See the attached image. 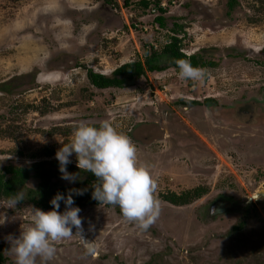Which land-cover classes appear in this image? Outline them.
Here are the masks:
<instances>
[{
	"label": "rangeland",
	"instance_id": "obj_1",
	"mask_svg": "<svg viewBox=\"0 0 264 264\" xmlns=\"http://www.w3.org/2000/svg\"><path fill=\"white\" fill-rule=\"evenodd\" d=\"M142 1L0 0V169L46 160L49 149L57 161L77 125L107 121L156 181L159 217L141 230L118 206L80 208L89 244L73 228L48 264H264V201L252 200L246 218L240 209L264 191V117L240 122L245 105L264 107V0L232 11L228 0H147L166 4L165 28ZM174 36L185 55L215 63L202 82L169 69L122 89L91 86L88 69L111 76ZM198 186L205 193L188 205L161 199ZM228 201L239 212L212 217ZM32 208L0 200V264H15L8 237L30 226Z\"/></svg>",
	"mask_w": 264,
	"mask_h": 264
},
{
	"label": "clouds",
	"instance_id": "obj_2",
	"mask_svg": "<svg viewBox=\"0 0 264 264\" xmlns=\"http://www.w3.org/2000/svg\"><path fill=\"white\" fill-rule=\"evenodd\" d=\"M175 64L181 80L202 82L205 79V72L189 61L179 59ZM61 145L55 152L60 179L74 183L81 178L79 173L67 170L72 163L71 157L75 156L76 167L99 181L92 185L93 200L118 206L121 216L141 230H147L157 220L160 214L159 201L155 197L157 183L148 168L138 163L136 146L127 135L107 121L99 126L82 122L74 128L71 140ZM85 191L87 189L71 188L65 194L57 192L49 201L52 206L49 211L32 208L30 226L18 237H8L15 264H37V258L40 264H48L55 256V243L75 234L85 245L89 244L79 215L81 209L74 206L73 199L84 195ZM24 199L23 192H16L8 197V208H15ZM61 202L63 212L59 211ZM88 230L93 231L94 227L90 225Z\"/></svg>",
	"mask_w": 264,
	"mask_h": 264
},
{
	"label": "trees",
	"instance_id": "obj_3",
	"mask_svg": "<svg viewBox=\"0 0 264 264\" xmlns=\"http://www.w3.org/2000/svg\"><path fill=\"white\" fill-rule=\"evenodd\" d=\"M123 6L128 8L131 5V0H123ZM159 2H154L152 5L147 0L142 1L141 5L148 9L150 5L159 6ZM237 5V0H228L229 10L232 11ZM166 10L160 8V16L156 18V23L165 28L166 19H165ZM180 40L177 36L172 37L170 41L162 48L158 50L154 47H146L144 49V58L143 60L126 63L117 68L111 76H105L102 74H97L93 70H87V78L92 87L98 90H106L111 88H126L133 85L136 81L146 78L149 73H161L169 69H174L178 71V68L175 64L176 60L184 59L191 63L192 66L198 67L200 69L206 68H215L216 65L211 60H208L205 55L201 53L194 54L192 56H187L181 52L180 49ZM160 51V52H159ZM189 104L194 103L190 102ZM46 156H53V150H46ZM46 166V167H45ZM52 166L58 168V162L50 165H34L30 168H18L13 166H8L4 169H0V200L4 199L7 201L8 197L14 195L16 192H23L25 199L18 203V206L24 205L25 203L32 204L34 207H38L44 211L51 210V205L49 201L53 196L60 192L62 194L67 193L68 189L78 188V189H87L84 195L74 196V206L79 208H84L88 205H100L97 201L91 198L92 187L87 188V185H92V182H99L95 177L86 172H81L78 168L71 166L70 164L67 168L78 172L87 178L84 182L77 184L75 187H63L60 190V187L52 184V179L55 177V173L52 172ZM38 178L41 183L38 189H29L27 184L30 179ZM98 184V183H97ZM205 190L203 188H196L183 192L181 194L170 192L168 194L162 195L161 199L174 206H185L192 203L194 200L199 199L203 196ZM108 205V204H106ZM64 207L63 202H61L60 209ZM113 206V205H109ZM238 228L235 227L234 230ZM0 247V262L4 261L3 258V249Z\"/></svg>",
	"mask_w": 264,
	"mask_h": 264
},
{
	"label": "flooded vegetation",
	"instance_id": "obj_4",
	"mask_svg": "<svg viewBox=\"0 0 264 264\" xmlns=\"http://www.w3.org/2000/svg\"><path fill=\"white\" fill-rule=\"evenodd\" d=\"M193 103V102H192ZM212 104L213 102L212 101H209V102H207V104ZM253 103H256V102H253ZM195 104V103H194ZM210 104V105H211ZM191 105H193V104H191ZM258 110H260L261 112H262V115H260V114H257V111ZM244 114V115H243ZM236 113H234V117L236 118ZM259 115L262 117H264V107H263V109H258V108H255V107H253V105H249V104H247V105H245V107L243 108V109H241L240 110V118H241V124L243 125V126H253V125H255V122H254V117L257 119V117H259ZM236 120L237 121H239V119L238 118H236ZM53 156H46L45 158H46V160H43V161H38V162H34V163H32L31 165H29V166H22V167H20V166H15V165H7V166H5L4 168H6V167H8V166H13V167H18V168H30V167H33L34 165H36V166H38V165H41V164H44V165H50V164H55V163H57L58 161H55V160H49L50 158H52ZM46 167V166H45ZM4 168H2V169H4ZM51 170H52V172L53 173H55V177L52 179V184L53 185H55V186H57L58 188L60 187V190L63 188V187H75L77 184H79V183H81V182H84L85 180H87V178H83V176H81V174H80V177H81V180H79V182H77V183H75V184H72V185H68V184H63L62 182V179H60V173H59V171H58V168L57 167H54V166H52V168H51ZM67 170H68V172H70V173H74L73 172V170L72 169H70V168H67ZM76 173H78V172H76ZM35 180H37L38 181V184H37V186H36V188H33L34 190H36V189H38V187H39V185H40V183H41V181H40V179H38V178H34ZM30 181H31V179H30ZM29 181V182H30ZM28 182V183H29ZM97 183H99V182H97ZM95 181H93L92 182V185H95V184H97ZM92 185H87V188H90V187H92ZM199 187V186H198ZM200 188V187H199ZM196 189V188H195ZM4 200V199H3ZM264 201V197H262L261 199H258V200H256V201ZM4 201H6V200H4ZM253 201H249V203H247L244 207L243 206H241V207H243V208H240V209H242V211L244 212L243 214H244V216H245V218H246V215L248 214V211L249 210H251V207H252V205L253 204H251ZM28 203H25L24 205H27ZM28 205H31V206H33L32 204H28ZM104 205H106V204H104ZM22 206V205H21ZM34 207V206H33ZM37 209H40V208H38V207H36ZM61 208L62 209H64V207H62L61 206ZM239 209V210H240ZM40 210H42V209H40ZM44 211V210H43ZM49 211V210H48ZM236 212H239L238 211V208L237 207H235V206H233L231 203H229V201H228V203L227 202H224V204H220L219 205V207L217 208V209H215V211L214 212H210L211 214H212V217H216L218 214L220 215H222V214H233V213H236Z\"/></svg>",
	"mask_w": 264,
	"mask_h": 264
},
{
	"label": "built area",
	"instance_id": "obj_5",
	"mask_svg": "<svg viewBox=\"0 0 264 264\" xmlns=\"http://www.w3.org/2000/svg\"><path fill=\"white\" fill-rule=\"evenodd\" d=\"M160 8L163 10L167 9L166 4L160 3L159 6H152L150 8V13L153 15H157L158 13H160Z\"/></svg>",
	"mask_w": 264,
	"mask_h": 264
},
{
	"label": "water",
	"instance_id": "obj_6",
	"mask_svg": "<svg viewBox=\"0 0 264 264\" xmlns=\"http://www.w3.org/2000/svg\"><path fill=\"white\" fill-rule=\"evenodd\" d=\"M256 197H259V199H261L262 197H264V191L263 192H260L258 193L257 195H255L253 198H256ZM254 199H250V201H252ZM258 200V199H257Z\"/></svg>",
	"mask_w": 264,
	"mask_h": 264
}]
</instances>
